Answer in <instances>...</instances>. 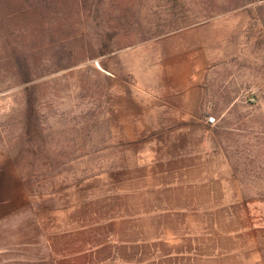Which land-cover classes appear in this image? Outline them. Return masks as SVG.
<instances>
[{
	"label": "rangeland",
	"instance_id": "obj_1",
	"mask_svg": "<svg viewBox=\"0 0 264 264\" xmlns=\"http://www.w3.org/2000/svg\"><path fill=\"white\" fill-rule=\"evenodd\" d=\"M25 6L0 0V156L33 209L55 217L155 141V89L141 82L158 55L163 72L191 64L200 79L264 264V0H58L42 21Z\"/></svg>",
	"mask_w": 264,
	"mask_h": 264
},
{
	"label": "crops",
	"instance_id": "obj_2",
	"mask_svg": "<svg viewBox=\"0 0 264 264\" xmlns=\"http://www.w3.org/2000/svg\"><path fill=\"white\" fill-rule=\"evenodd\" d=\"M157 58L155 81L141 82L155 89V141L55 217L33 209L23 176L0 156V264L260 262L261 228L208 137L200 79L191 64L163 72Z\"/></svg>",
	"mask_w": 264,
	"mask_h": 264
},
{
	"label": "trees",
	"instance_id": "obj_3",
	"mask_svg": "<svg viewBox=\"0 0 264 264\" xmlns=\"http://www.w3.org/2000/svg\"><path fill=\"white\" fill-rule=\"evenodd\" d=\"M57 1L58 0H26L25 8L27 9V12L29 14H38L39 15L38 19L42 21L45 19L44 10H47L49 6L54 5V2H57ZM25 8L23 10L21 9V13L25 11ZM40 28H43V27H40ZM27 80L29 79H26V82Z\"/></svg>",
	"mask_w": 264,
	"mask_h": 264
},
{
	"label": "built area",
	"instance_id": "obj_4",
	"mask_svg": "<svg viewBox=\"0 0 264 264\" xmlns=\"http://www.w3.org/2000/svg\"><path fill=\"white\" fill-rule=\"evenodd\" d=\"M209 122H210L211 124H216V118H215V117H210V118H209Z\"/></svg>",
	"mask_w": 264,
	"mask_h": 264
}]
</instances>
